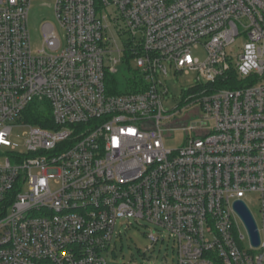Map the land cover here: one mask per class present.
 <instances>
[{
	"label": "built area",
	"instance_id": "1",
	"mask_svg": "<svg viewBox=\"0 0 264 264\" xmlns=\"http://www.w3.org/2000/svg\"><path fill=\"white\" fill-rule=\"evenodd\" d=\"M32 1L0 0V264H111L119 219L172 241L177 264H264V0H53L62 35L45 23L37 51ZM130 57L139 89L110 93ZM169 68L198 81L174 149ZM250 193L258 246L233 206Z\"/></svg>",
	"mask_w": 264,
	"mask_h": 264
},
{
	"label": "rangeland",
	"instance_id": "2",
	"mask_svg": "<svg viewBox=\"0 0 264 264\" xmlns=\"http://www.w3.org/2000/svg\"><path fill=\"white\" fill-rule=\"evenodd\" d=\"M53 4V0H33L30 4L27 28L33 51H37L42 45V26L45 23L52 24L58 35H62L57 26ZM126 37V34L119 37V34L115 33V38L121 47L122 40ZM241 43L242 41L238 40L235 46H239ZM194 55L200 60L205 58V50L202 45L194 52ZM113 56H118V54L115 53ZM114 67L117 69L114 76L120 84L123 83L125 76L137 69L133 57H130L129 60L120 61ZM165 79L169 92L164 98V108L168 110V114L173 113V115L167 122L170 126L164 138V144L166 148L174 149L181 146L186 138L191 136V133L187 134L180 124L184 116L189 114L196 106L185 108L182 98L184 90L197 84L198 81L196 80V73H174L170 68ZM198 120H196V124H198ZM27 128L26 126L14 125L10 135V140L17 144V151L19 152L25 151L24 142ZM4 159V155H0V164L4 162ZM245 201L249 205L257 225L260 226L262 217L257 195L250 193L245 197ZM239 222L241 223L240 220ZM240 227L242 232L245 233L243 226L240 225ZM150 228L151 226L145 222L137 223L133 221V225H128L126 220L119 219L115 227L116 234H114L111 247L106 253L108 262L111 264H177V254L172 241L165 239L153 244L147 237ZM119 230L121 231L120 235H118Z\"/></svg>",
	"mask_w": 264,
	"mask_h": 264
},
{
	"label": "trees",
	"instance_id": "3",
	"mask_svg": "<svg viewBox=\"0 0 264 264\" xmlns=\"http://www.w3.org/2000/svg\"><path fill=\"white\" fill-rule=\"evenodd\" d=\"M231 75V76H230ZM139 76L136 74L135 71H132L129 73V75L125 76L123 83H119V81L115 78L114 75H111L109 77H107V87L108 90L110 91V93H114V94H120V93H126V92H130V91H136L139 89L140 87V80L138 78ZM234 74L233 72H229V78H233ZM233 83L232 82H227L228 87H233ZM220 82L218 83V86H220ZM42 112L39 110V108H33L30 109V113H27L26 118H28V121L34 124H39L42 125ZM215 264H222L221 261L219 259H215Z\"/></svg>",
	"mask_w": 264,
	"mask_h": 264
},
{
	"label": "water",
	"instance_id": "4",
	"mask_svg": "<svg viewBox=\"0 0 264 264\" xmlns=\"http://www.w3.org/2000/svg\"><path fill=\"white\" fill-rule=\"evenodd\" d=\"M233 206H234L235 211L238 213V215L242 219L248 231L251 242L253 243L254 246H258L259 244L258 228H257L256 222L250 210L240 200L235 201Z\"/></svg>",
	"mask_w": 264,
	"mask_h": 264
}]
</instances>
